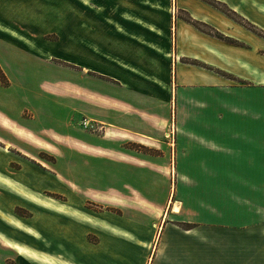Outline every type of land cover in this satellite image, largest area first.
I'll use <instances>...</instances> for the list:
<instances>
[{"label": "crops", "instance_id": "crops-1", "mask_svg": "<svg viewBox=\"0 0 264 264\" xmlns=\"http://www.w3.org/2000/svg\"><path fill=\"white\" fill-rule=\"evenodd\" d=\"M213 1L253 29L209 0H113L93 36L90 16L76 29L75 0L0 2L2 9L18 12L19 6L25 12L0 15V41L31 62L45 60L65 72V82L82 78V100L66 94L76 115L113 125L129 139L158 141L163 150L159 159L121 146L114 158V179L126 187H115V197L141 198L157 213L163 210L162 221L155 212L144 217L133 202L118 207L123 213L84 211L81 223L67 219L58 229L62 237L49 251L35 249V264H264V0ZM59 4L67 14L57 11V20L67 19V27L43 28V8L51 6L53 18ZM47 32L62 36L44 38ZM56 57L66 68L51 63ZM4 71L10 86L13 79ZM53 82L58 81L44 84L65 94ZM166 91L173 98L175 125L168 161L166 139L159 137L166 127ZM20 116L0 111V141L7 146L13 142L7 135L36 137ZM76 135L68 136L74 151ZM84 144L89 155L102 148ZM72 223L81 226L78 235Z\"/></svg>", "mask_w": 264, "mask_h": 264}, {"label": "rangeland", "instance_id": "rangeland-1", "mask_svg": "<svg viewBox=\"0 0 264 264\" xmlns=\"http://www.w3.org/2000/svg\"><path fill=\"white\" fill-rule=\"evenodd\" d=\"M79 1L85 4L89 2ZM113 5V0L107 2L101 0V3L92 1L89 6H83L75 0L76 29L78 21L90 16L92 36L94 33L98 35V29L102 24L100 16L110 11ZM18 7L16 9L18 12H13V8L10 7L0 8V15L5 13L11 18L12 15L25 14L19 12ZM53 11L55 14L51 18L53 16L51 6L43 8L45 14L42 13L43 20L40 25L55 30L67 27V19L58 22L56 17L58 11V14L65 18L67 14L65 4H59ZM44 18L49 21L46 23ZM47 33L44 38L58 39L62 36ZM59 59L56 57L51 63L58 64L60 69L66 68L67 62ZM152 59L157 65L159 59L156 56ZM51 66L45 60L31 62L20 56L17 49H12L0 41V72L5 74L3 82L0 77V111L14 117L20 116V112L23 111L24 117L20 116L22 122L33 130L37 137L31 138L32 136L27 134L18 139L13 135H7V139L13 141L8 146L6 141H0V264H35L37 259L35 249L49 251L51 243L56 245L58 238L62 237L58 234V229L69 220H79L81 223V214L84 211L99 212L108 209L123 213L118 207L122 206L121 204L131 205L133 202L134 207L145 210L137 209L144 217L154 216L152 214L155 212L156 220L162 221L163 210L157 213L152 205L143 202L141 198L129 200L116 198L119 193L116 194L115 187L123 191L126 187L124 182L118 184L114 179L115 149L119 150L122 146L124 150H132L139 156L152 155L161 159L163 150L162 147H158L160 143L153 140L129 139L131 135H122L120 131L116 133L113 125L97 122L84 113L76 115L73 112L75 107L73 100L66 94L74 93L82 100L84 94L82 78L76 75L74 84L65 82L63 80L66 79V73L54 71L55 68L52 69ZM4 68L13 79L10 86ZM84 73L93 78L98 74L88 70ZM47 80L58 81L53 83L65 94L60 95L46 87L48 84L44 83ZM85 120L89 121L88 125L85 124ZM156 120L158 121L157 118ZM173 126H175L173 98L171 93L166 91V127L162 130L163 136L162 132L159 136L161 140L165 139L164 132ZM108 127L112 129H107ZM122 132L128 133L126 130ZM72 133H78L75 139L78 143H73L76 151L71 149L70 143L68 144V136ZM85 142L102 148L91 151L89 155L84 151ZM104 145L109 149L104 150ZM169 150L172 151V146L166 139V161L169 160ZM171 157L173 158V154ZM44 202L57 203L60 208L49 207ZM74 208V212L70 213ZM72 224V229L79 228L76 231L78 235L81 226ZM36 225L42 226L43 232H36Z\"/></svg>", "mask_w": 264, "mask_h": 264}, {"label": "trees", "instance_id": "trees-1", "mask_svg": "<svg viewBox=\"0 0 264 264\" xmlns=\"http://www.w3.org/2000/svg\"><path fill=\"white\" fill-rule=\"evenodd\" d=\"M212 4H214L215 6L219 7L221 10H223L225 13H227L228 15L238 19L240 22L244 23L246 26H249L250 28L253 29V26L248 23L247 21H245L244 19H242L241 17H239L234 11H232L230 8H228V6H226L225 4H222V3H218L216 1H213V0H209ZM196 24L204 29L205 31L207 32H210V33H213V34H216L218 36H222L219 32L215 31L214 29L206 26V25H203V24H200L198 22H196ZM261 34H263L262 31H260ZM0 77L2 78V82H3V78H5V74H2L0 72ZM182 225V227H185V228H190L193 226V224L191 223H180Z\"/></svg>", "mask_w": 264, "mask_h": 264}, {"label": "built area", "instance_id": "built-area-1", "mask_svg": "<svg viewBox=\"0 0 264 264\" xmlns=\"http://www.w3.org/2000/svg\"><path fill=\"white\" fill-rule=\"evenodd\" d=\"M85 124L88 125L89 121L85 120ZM165 139L169 142L171 146L175 143V126L167 130L164 134Z\"/></svg>", "mask_w": 264, "mask_h": 264}, {"label": "bare ground", "instance_id": "bare-ground-1", "mask_svg": "<svg viewBox=\"0 0 264 264\" xmlns=\"http://www.w3.org/2000/svg\"><path fill=\"white\" fill-rule=\"evenodd\" d=\"M176 207V206H175Z\"/></svg>", "mask_w": 264, "mask_h": 264}]
</instances>
